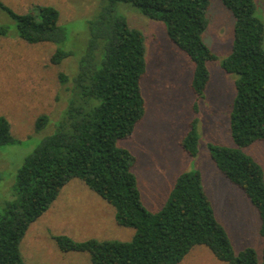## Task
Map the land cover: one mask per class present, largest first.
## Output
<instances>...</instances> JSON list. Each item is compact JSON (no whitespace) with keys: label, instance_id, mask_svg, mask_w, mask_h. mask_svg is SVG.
I'll list each match as a JSON object with an SVG mask.
<instances>
[{"label":"trees","instance_id":"16d2710c","mask_svg":"<svg viewBox=\"0 0 264 264\" xmlns=\"http://www.w3.org/2000/svg\"><path fill=\"white\" fill-rule=\"evenodd\" d=\"M219 1L234 20L232 47L220 64L225 74L236 76L228 115L233 146L208 143L206 149L217 171L257 212L261 256L252 248L233 251L199 171L180 173L161 209H147L132 170L135 157L118 145L133 135L145 117L142 79L147 62L143 34L116 12L117 5L129 4L143 17L163 23L169 42L192 65L189 88L194 117L179 147L195 157L200 142L199 101L211 80L207 64L216 60L203 40L210 0H99L87 22L88 38L80 59L70 76L58 74L65 100L70 98L64 102L57 131L23 160L14 199L0 214V264H26L20 244L28 228L72 180L81 181L106 202L113 209L115 224L132 228L134 234L129 241L79 242L65 235L52 236L61 253H86L90 264H181L194 247L202 246L222 264H264V170L244 152L264 141V21L254 0ZM0 10L15 22V38L54 47L49 58L52 65L70 59L71 50L59 48L67 32L59 26L55 8L36 5L30 12L17 14L0 4ZM7 34L8 27L0 26V37ZM47 123L48 116L39 115L35 131ZM15 142L8 120L0 116V147Z\"/></svg>","mask_w":264,"mask_h":264},{"label":"rangeland","instance_id":"374dc122","mask_svg":"<svg viewBox=\"0 0 264 264\" xmlns=\"http://www.w3.org/2000/svg\"><path fill=\"white\" fill-rule=\"evenodd\" d=\"M98 1L0 0V4L17 14L30 12L36 5L55 8L59 12L58 24L67 32L59 48L71 50L70 59L59 66L52 65L49 58L54 47L47 43L29 45L15 38V22L0 10V26L8 27V34L0 37V116L8 120L11 136L17 141L0 147V214L14 199L16 176L23 160L57 131L66 109L64 102L68 103L70 98L65 100L58 74L70 76L74 62L80 59L88 38L87 22ZM254 1L264 21V0ZM116 12L141 31L145 42L147 72L142 79V91L146 114L133 135L118 145L135 157L132 170L146 208L160 210L175 178L182 172L199 171L215 217L225 229L233 251L252 248L260 257L262 239L258 234L257 212L242 192L217 171L206 149L208 143L233 146L228 115L236 76L225 74L220 67L232 47L231 13L219 0H210L203 40L216 60L207 64L211 80L204 99L199 101L198 153L190 157L180 149L179 142L194 117L191 110L194 96L189 88L192 65L169 42L163 23L143 17L129 4H118ZM42 114L48 116V123L35 131L36 118ZM244 152L264 170V141L255 142ZM133 234L132 228L115 224L113 209L106 202L81 181L72 180L62 188L49 210L28 228L20 252L26 264H90L86 253H61L51 237L65 235L79 242L129 241ZM181 264L222 263L205 247L196 246Z\"/></svg>","mask_w":264,"mask_h":264}]
</instances>
